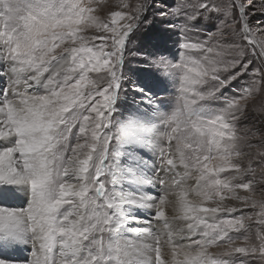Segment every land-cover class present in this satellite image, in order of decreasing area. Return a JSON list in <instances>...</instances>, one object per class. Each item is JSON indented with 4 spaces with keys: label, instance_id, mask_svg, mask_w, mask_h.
I'll use <instances>...</instances> for the list:
<instances>
[{
    "label": "snow or ice",
    "instance_id": "obj_1",
    "mask_svg": "<svg viewBox=\"0 0 264 264\" xmlns=\"http://www.w3.org/2000/svg\"><path fill=\"white\" fill-rule=\"evenodd\" d=\"M148 7L0 0V185L27 200L0 203V245L30 244L28 264H264V199L239 159L264 172V129L239 131L264 94V0H180L161 13L200 34L181 39L178 60L146 58L174 82L170 108L135 85L142 98L122 102ZM251 112L264 121V104ZM226 200L255 210L254 238L232 234L254 216Z\"/></svg>",
    "mask_w": 264,
    "mask_h": 264
},
{
    "label": "rangeland",
    "instance_id": "obj_2",
    "mask_svg": "<svg viewBox=\"0 0 264 264\" xmlns=\"http://www.w3.org/2000/svg\"><path fill=\"white\" fill-rule=\"evenodd\" d=\"M132 4L136 3V0H130ZM149 7L147 11H145L144 16L147 18L148 22L141 23L140 27L133 33L131 38V42L129 43V53L132 51H137L143 53V58L138 56H133L128 54L126 56V75L127 80L124 83V87L127 89L125 94L123 103L128 105H132L134 101H139L143 93L134 92L132 90V86L135 85L137 87H141L145 92H151L153 96H160V100L164 101L167 108L174 106L176 96H175V85L174 82L160 74V72L148 65L147 57L153 55H163L173 61L179 59L180 48L179 44L181 39L192 40L195 41L199 39L198 33L195 31H189L186 35L181 34V26L178 24L177 27L169 26L171 24H176L177 22L173 20L172 17L161 15L162 12H167V10L171 7H175L180 0H148ZM108 7L113 8L115 10V4L117 0H103ZM108 8H104L99 14L103 17L107 15ZM88 35L95 34L93 31L89 30ZM245 83V81H241V84ZM231 95V93H229ZM123 99V97H122ZM260 104H264V94L257 93L254 100L249 101L250 106V115L251 119H247L246 122L241 121L239 126V131L241 134L247 132L249 129H264V121H261L258 115H254L251 112L252 105L259 106ZM260 139L257 136L255 139L246 140L241 142L240 148L241 150L247 153H255V148H248L247 144L249 142L256 143ZM244 166H248L251 163L252 167L255 169V174H249L243 177L244 182H252L253 198L260 200L264 199V172L260 170L256 165V158L252 156L251 158L248 155L241 156L239 158ZM222 175H228V173H224ZM192 183V181H189ZM235 183V182H234ZM237 194L239 195H247L243 189H238ZM7 203L10 204V207H23L26 206L27 200L25 197L20 195V198L12 197V195H7L4 198ZM230 207H237L243 211L244 214H253L255 210L250 207H245L241 205L239 201L235 200H226L225 201ZM171 211L170 209L167 212ZM225 217L229 215L238 216L240 212L235 213H222ZM251 225V231L247 233H232L235 236L241 235H250L253 238L255 234L259 231L260 226L255 223V216L252 221H248ZM243 246V245H241ZM24 250V252H23ZM212 252H222V249H211ZM27 253V256H26ZM32 248L29 244L28 247L24 245L22 249L17 251V254L28 262L31 260ZM1 254L0 251V256ZM239 256V259L248 260L249 264H259L258 261L251 260L246 256Z\"/></svg>",
    "mask_w": 264,
    "mask_h": 264
},
{
    "label": "bare ground",
    "instance_id": "obj_3",
    "mask_svg": "<svg viewBox=\"0 0 264 264\" xmlns=\"http://www.w3.org/2000/svg\"><path fill=\"white\" fill-rule=\"evenodd\" d=\"M152 192H155V189H152ZM7 195H12V197H16V198H20V195L25 197L23 193L16 191L14 188H8L7 186L0 185V203H3V204L10 207V204L7 203V201L4 199ZM144 214L146 215V213H144ZM167 214L169 217H171V215H172L171 211L167 212ZM173 223L179 224L181 222L180 221H174ZM137 226L141 227L145 231H147L149 228V226L144 224L143 222H141ZM152 228L155 230L156 225L153 224ZM135 237H136V234H134V233H127L126 234V238L135 239ZM24 245L27 248L29 244H15V245H11V246L0 245L1 254L3 253V255L0 256V259L5 260L7 262V264H28V261L26 259L24 260L23 257H20L17 254V251L22 249V247H24ZM23 252H24V250H23ZM26 256H27V253H26Z\"/></svg>",
    "mask_w": 264,
    "mask_h": 264
}]
</instances>
